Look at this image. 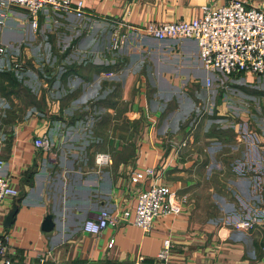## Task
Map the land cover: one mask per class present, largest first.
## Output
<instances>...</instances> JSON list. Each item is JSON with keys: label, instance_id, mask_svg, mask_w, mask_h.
<instances>
[{"label": "crops", "instance_id": "0c3cea01", "mask_svg": "<svg viewBox=\"0 0 264 264\" xmlns=\"http://www.w3.org/2000/svg\"><path fill=\"white\" fill-rule=\"evenodd\" d=\"M228 1L82 0L85 18L44 10L35 30L11 8L0 34L51 44L54 58L69 60L37 72L36 84L15 77L12 51L0 71V173L18 190L0 204L12 264H153L167 238V264H264V224L233 225L264 214V75L206 71L196 40L145 33ZM243 1L264 11V0ZM115 26L128 35L118 51L109 48ZM148 167L154 175L131 180ZM154 183L185 202L145 233L131 220ZM102 208L130 221L82 231Z\"/></svg>", "mask_w": 264, "mask_h": 264}, {"label": "built area", "instance_id": "2783aa9c", "mask_svg": "<svg viewBox=\"0 0 264 264\" xmlns=\"http://www.w3.org/2000/svg\"><path fill=\"white\" fill-rule=\"evenodd\" d=\"M20 7L27 12L30 27L36 29L40 12L44 10L63 16L72 13L76 18L83 19L86 14L82 0H0V28L7 26L12 17L11 8ZM145 33L157 39H194L199 45V59L206 71L218 72L221 75H231L245 72L256 77L264 75V11L248 6L243 0H229L221 5L204 4L200 7L199 16L186 21L153 23L145 27ZM128 35L112 29L109 48L118 51L126 44ZM7 52V47L0 44V56ZM14 66H17L15 63ZM109 73L108 75H111ZM210 84V80L207 81ZM34 145L47 149L49 142L46 138H36ZM100 163H107L109 156L98 154ZM5 163L0 159V172ZM153 168L134 171L133 182L140 181L154 175ZM18 190L7 177L0 173V204L7 196H16ZM185 199L179 198L177 193L168 186L154 183L142 190L136 198L132 224L145 233L151 230L157 218L166 215H178ZM130 221V213L124 211L121 217L102 208L95 215L87 218L82 224V231L90 234H100L107 227L115 226L118 222ZM256 223L264 224V214L255 218H244L234 222L236 229H249ZM114 243L110 239L108 246ZM171 240L164 239L162 248L156 255L153 264H167L169 260ZM264 252V247L262 248ZM7 237L0 233V264H12L6 257ZM133 264H143L134 262ZM238 264H253L240 262Z\"/></svg>", "mask_w": 264, "mask_h": 264}, {"label": "rangeland", "instance_id": "374dc122", "mask_svg": "<svg viewBox=\"0 0 264 264\" xmlns=\"http://www.w3.org/2000/svg\"><path fill=\"white\" fill-rule=\"evenodd\" d=\"M4 32V31H3ZM7 37L6 33L5 35L0 34V44L7 47V52H5L4 55L0 56V71L5 70L9 67H12L11 59H8L9 52H14L16 56V60L12 63H16L17 66H14V72H18L15 77H17L18 80H22L21 78L27 79L28 82L36 84L37 82V75L39 73V76H41V71H47V69L52 68L53 64L55 65H68L69 60L68 59H57L53 57V53L51 50H49V47L51 44L48 43H38L33 42L32 39H23L22 37H15L10 38L13 43L5 42ZM1 39L3 41H1ZM9 39V40H10ZM33 42V43H32ZM27 52V53H25ZM7 54V56H6ZM28 55V56H27ZM6 56V57H5ZM30 70L29 75L23 74L26 70ZM34 72V73H33ZM38 72V73H37ZM20 77V78H19ZM15 79V78H14ZM23 82V81H22ZM4 108V107H2ZM133 128L137 129V123H133ZM180 198V197H179Z\"/></svg>", "mask_w": 264, "mask_h": 264}, {"label": "water", "instance_id": "95a60500", "mask_svg": "<svg viewBox=\"0 0 264 264\" xmlns=\"http://www.w3.org/2000/svg\"><path fill=\"white\" fill-rule=\"evenodd\" d=\"M54 226V222L52 220V216L51 215H47L44 219L43 222V229L44 230H51Z\"/></svg>", "mask_w": 264, "mask_h": 264}]
</instances>
